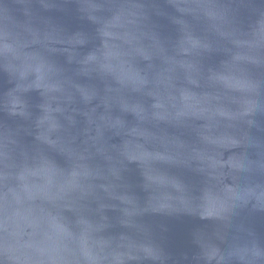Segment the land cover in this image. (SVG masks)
I'll return each instance as SVG.
<instances>
[{
	"label": "water",
	"instance_id": "water-1",
	"mask_svg": "<svg viewBox=\"0 0 264 264\" xmlns=\"http://www.w3.org/2000/svg\"><path fill=\"white\" fill-rule=\"evenodd\" d=\"M0 264H264V0H0Z\"/></svg>",
	"mask_w": 264,
	"mask_h": 264
}]
</instances>
